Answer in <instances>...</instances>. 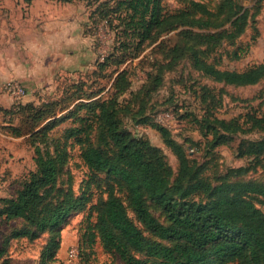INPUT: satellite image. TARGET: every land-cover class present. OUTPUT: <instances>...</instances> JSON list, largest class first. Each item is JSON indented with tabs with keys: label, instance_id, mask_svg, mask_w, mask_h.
<instances>
[{
	"label": "trees",
	"instance_id": "16d2710c",
	"mask_svg": "<svg viewBox=\"0 0 264 264\" xmlns=\"http://www.w3.org/2000/svg\"><path fill=\"white\" fill-rule=\"evenodd\" d=\"M193 6L169 11L162 0H116L100 10L101 17L110 23L120 20L114 28L121 26L117 43L98 63L97 71L101 72L115 67L108 96L89 92L80 81L72 92L64 91L51 100L24 102L16 110L0 106V110L21 115V124H11L10 133L29 134L37 153V168L18 194L0 199V231L5 223H20L4 238L1 252L11 237L36 238L50 232L52 237L36 264H52L61 225L73 211L91 203L89 217L94 219L87 226L89 244L98 240L125 264H264V182L233 179L230 175L234 174L229 173L213 182L203 176L207 162L200 166L191 163L184 143L169 127L143 116L139 121L156 128L177 155L179 168L175 173L158 146L122 123L126 105L120 96L129 91L132 72L119 65L134 60L147 46L177 29L179 38L169 49V65L190 52L194 66L217 81L247 85L264 77V61L243 69L222 68L216 59L208 60V49L203 47L238 38L248 25L249 8L237 0H221L215 10L200 2ZM238 50L232 52L237 58L244 51ZM158 64L159 70L149 74V79L155 80L150 91L163 82L164 65L156 61L155 68ZM209 116L205 117L206 134L212 135L208 137L209 149L227 145L239 156L264 159V137L244 135L253 128H264V113L249 112L243 118L230 119ZM69 118L74 124L62 136L52 137L51 131ZM50 139H56L54 151ZM71 145L78 146L87 167L86 188L81 192L59 186ZM247 169L239 167L235 174ZM100 173L109 178L103 190L107 195L100 194L93 202L88 190L100 185ZM118 191L125 192L142 227L130 216ZM194 194H204L206 199H192Z\"/></svg>",
	"mask_w": 264,
	"mask_h": 264
},
{
	"label": "rangeland",
	"instance_id": "374dc122",
	"mask_svg": "<svg viewBox=\"0 0 264 264\" xmlns=\"http://www.w3.org/2000/svg\"><path fill=\"white\" fill-rule=\"evenodd\" d=\"M116 0H74L63 2L61 0H0V38L7 40L19 32H34L36 24L53 22L71 9H75V15L81 19L84 30L91 35V41L97 55L96 60L85 63L83 69L74 72H60L52 75V86L48 85L37 89L36 98L31 100L41 103L63 95L64 91L72 92L76 84L84 81L85 89L89 92H97V96H108L112 91V82L115 74H111L114 66L104 71L99 70L98 63L110 53L117 43V32L120 20L115 18L110 23L108 18L101 17L100 10L115 4ZM240 4L249 8V21L244 32L233 42L222 40L215 46L208 48L205 54L209 61L217 60L222 68L243 69L251 64L264 61V0H237ZM166 10L174 11L183 8L194 7L195 2H200L211 10L219 7L221 0H162ZM179 29L162 36L156 43L143 50L134 60H127L119 67L129 68L132 72V85L126 93L120 96L126 107L121 112L124 128L131 130L137 136L148 138L164 153L168 163L176 173L179 168V159L173 150L167 146L162 134L149 124L139 120L145 116L155 118L166 125L172 131L173 136L184 143L191 163L196 166L207 162L203 176L216 182L219 177L229 174L233 179L255 180L264 182V159L254 160L249 156H239L227 145H220L211 150L206 134L205 117L215 114L221 118L241 117L247 113H264V77L255 84L235 85L217 81L204 74L193 64L191 53H186L169 65L171 53L169 49L175 45L179 36ZM243 48L241 57L237 58L232 52ZM240 51V50H238ZM164 65L163 82L157 89L154 87V77L149 79V74L159 70V64L155 68V62ZM99 72V73H95ZM106 74V75H104ZM111 74V75H110ZM16 78H4L0 81V106L7 109L18 108L13 97L9 94L7 85ZM75 84V85H74ZM144 89H141L142 86ZM147 87V88H146ZM26 98V97H25ZM24 98V102L26 99ZM66 111L62 112L65 113ZM209 114V115H208ZM21 115L12 114L0 110V199L16 196L18 191L30 177L32 171L37 168L36 148L28 138L29 134L14 136L10 132L11 124H21ZM74 124L69 118L56 126L52 131V137L62 136L66 128ZM249 125H245L248 127ZM245 136L256 139L264 137V128H253L244 133ZM56 141V139H54ZM50 139L51 151H54L56 143ZM44 146V145H43ZM211 150V151H210ZM70 156L65 163L59 177V186L72 187L81 192L85 187L87 167L79 155L77 145L69 146ZM239 167H248L243 172H237ZM100 185H92L88 190L93 202L107 186L108 177L100 173ZM128 205L130 216L142 227L135 212L129 204L124 191H118ZM192 199H206L204 194H194ZM90 204L82 209L73 211L60 227L58 249L56 250L52 264H125L119 255L106 251L96 240L89 244L86 235L90 220ZM261 205V204H260ZM264 209V203L261 205ZM153 211L164 219L162 212L153 207ZM19 222L5 223L0 231V264H36L48 244L52 234L44 232L36 238L11 237L3 252L1 246L6 236L11 234ZM147 234H149L146 231ZM150 235V234H149ZM76 249L77 255L72 254Z\"/></svg>",
	"mask_w": 264,
	"mask_h": 264
},
{
	"label": "crops",
	"instance_id": "0c3cea01",
	"mask_svg": "<svg viewBox=\"0 0 264 264\" xmlns=\"http://www.w3.org/2000/svg\"><path fill=\"white\" fill-rule=\"evenodd\" d=\"M64 12L53 22L36 24L34 32L0 38V81L16 78L24 82L26 101L36 98L37 89L53 83L52 75L83 69L97 55L89 35L75 15ZM1 102V99H0Z\"/></svg>",
	"mask_w": 264,
	"mask_h": 264
},
{
	"label": "built area",
	"instance_id": "2783aa9c",
	"mask_svg": "<svg viewBox=\"0 0 264 264\" xmlns=\"http://www.w3.org/2000/svg\"><path fill=\"white\" fill-rule=\"evenodd\" d=\"M7 89H8L9 94L15 100V103L17 104V106L23 103V100L28 93L26 87L18 80L11 81L7 85ZM76 251H77L76 249H72V254L77 255Z\"/></svg>",
	"mask_w": 264,
	"mask_h": 264
}]
</instances>
